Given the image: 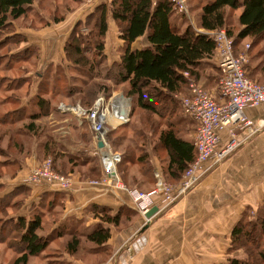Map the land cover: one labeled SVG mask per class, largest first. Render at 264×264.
<instances>
[{"label":"rangeland","instance_id":"374dc122","mask_svg":"<svg viewBox=\"0 0 264 264\" xmlns=\"http://www.w3.org/2000/svg\"><path fill=\"white\" fill-rule=\"evenodd\" d=\"M203 1L185 0V14L175 10V14L170 19L171 23L179 26L182 32L187 26H190L196 32L206 33L198 29L199 14L201 8L204 6ZM110 2L111 0H34L32 8L27 11L26 15L20 20L12 22L5 29L6 31L0 34V120L2 121V124H0V136L5 132L1 137L4 141L3 143L0 142V149H3V152H0L2 156L0 157V161L8 162L12 159L16 161L13 164L0 165V199L6 201L8 199L6 197L7 194L10 195L17 191V185L13 182L18 180V184H20L18 186L25 187L26 185L23 183V180L30 172L43 168L44 164L50 161L49 168L51 171L64 181H71L70 188L74 187L75 182L81 183L87 181L88 185L91 182H97L98 185L93 186L119 189L131 200L129 191L148 193L155 187V178H153L154 170H158L162 176L161 170H164L163 161H165L166 155L157 143L158 131L167 128L169 124L179 137L183 138L184 132H189L190 137L194 136L197 124L188 116L184 115L180 101L186 93L187 80L186 85L180 92L173 94L171 98H167L169 101L165 100L160 106H155V113L151 114L134 106L133 98L126 95L128 92L127 83H120L116 72L108 69L114 62L118 61V58L112 59L113 51L107 52L111 58L106 57L104 66L103 64H97V69H94L93 72L91 70L89 71L90 66L83 67V65H76L73 67L64 61H60L62 53L65 57V46H67L68 41L69 43L71 42L72 37L81 35L80 37H88L87 39H99L97 36L99 13L96 10L100 6H106V22H109L112 18L109 9ZM95 12L97 14L93 15ZM238 13V11L228 13L227 29H221L222 31L226 33L228 28H232L233 35H236L238 31L236 22ZM113 23L115 25L114 19H112L111 24ZM68 30L69 35L63 45L61 42V34L68 32ZM114 34L115 32L113 34L109 32L108 36ZM81 43L84 44L82 41ZM70 46L68 45L67 49ZM246 46H249L247 50H245L247 48ZM243 51H246L248 57L247 64L244 68L246 76L253 82L264 84V39L254 44H252L251 39L243 41L235 40L233 53L238 55ZM84 55L89 57L90 62L95 63L96 59L93 55H86V53ZM257 61H262V63L257 65ZM52 68H58V70L53 72L51 70ZM106 72H108L107 75ZM104 75H106L105 77L107 79L102 77ZM220 77L215 55L213 59L209 61L205 60L201 63L200 72L197 77L192 78L189 76V78L194 79L199 86L208 92L209 89L218 90ZM81 82H83V86ZM84 83L88 85L91 83L98 85L99 83L100 86L104 84L110 88V91L106 93L107 95L98 93L92 99L91 106L87 108L83 106V103H86L83 101L85 100L86 90ZM98 88L100 87L98 86ZM119 93H123L125 97L130 98V112L124 123L116 124L114 120H108V123L104 126L107 131L104 139L114 152L130 158H133L134 155L136 157L137 153H139V156L141 152H138V149L143 147L144 151L147 152V159L143 163L138 162L137 164H127L124 161H120L116 166L118 181L105 184V179L104 183L102 182L104 173L100 152L96 151L97 156L92 157L89 166H83L79 163V157L81 156L74 158V163L70 165L66 164L65 161L69 157V153L76 154L78 153L77 150L85 146L86 149L89 148L92 150L95 147V139L90 131L89 123L82 120L81 124H79L77 116L73 113L60 114L55 109H58L61 105H66L73 107L79 106L84 110H89L99 102L103 109L107 108L106 110L110 112L109 105L111 97ZM39 100L49 101V106H45L47 107V111L44 115L41 110H38L37 102ZM171 100L174 108H169L165 112ZM20 109L25 110L23 118L16 121V123H12V128L5 127L8 123L5 122L4 115H12L14 111ZM28 113H38L40 115L39 120L33 124L34 128H37V135L35 133L28 134L25 132L27 125L30 124V119L27 118ZM164 113H166V116ZM57 115L66 117L67 122H63V120L59 122ZM21 128L22 134L16 136L17 138L14 137L15 133H13V136L10 134V131L15 132L14 129L20 130ZM110 132L113 134L111 135ZM134 134H139L140 138L134 137ZM79 136L82 143L75 144V137L78 139ZM88 136H90L89 140ZM40 142L43 145L44 143H54L55 148L53 153H48L45 149L42 152L39 148ZM69 144L72 146L75 145V148L69 146ZM82 144L87 145L82 146ZM155 164L160 169H155ZM99 168L101 169V175L98 174ZM164 177L162 176L163 180H169L165 175ZM202 179L203 177L198 183ZM179 181L175 183L168 181L166 183L176 189ZM198 183L196 185L194 184L193 189L187 191L185 195L174 199L171 204L175 203L178 198L191 193ZM38 186H32L33 190H37L39 188ZM54 186H59V183L55 182ZM33 190H28V193L25 191L24 193L15 194L12 201L16 207H19L14 209L9 207L8 204L5 206V210L2 211L3 213H7V215L4 216V214L0 213V264H7L10 261L12 263V260L14 261V258L20 255L18 251L22 250L21 247L18 248V235L11 231L10 226H6L2 222L7 221L13 214H20L19 211L23 209L26 200L28 201ZM53 192L55 191L52 190L45 194L49 195ZM170 205L163 207V209ZM63 206V204L57 203L53 211H47L45 209L42 215L43 222L46 223L44 221L46 216V218L54 220V217L60 214L64 208ZM137 210L142 215L141 209L139 210L137 208ZM249 210L244 213L239 223H242L241 225L246 231L249 230L251 232V237L250 239L242 238L238 244L230 243L225 252V257H228L225 263L230 259L243 261L249 257V254H252L254 259L250 261V264H264V262H260L261 259L258 256L259 253H264V227L262 226L264 223V208H261V205L258 204L256 210L252 207ZM19 218L16 220L12 218L13 223ZM25 219L27 218L25 217ZM46 221L49 222L48 219ZM68 237L65 236L64 238L67 239ZM257 238L260 239L257 248H252L253 242L258 240ZM46 241L48 245L49 240ZM61 241L59 240L57 243H61ZM252 249H254V252ZM78 252H81L79 246L77 247ZM78 257L90 261L85 255L80 254Z\"/></svg>","mask_w":264,"mask_h":264},{"label":"crops","instance_id":"0c3cea01","mask_svg":"<svg viewBox=\"0 0 264 264\" xmlns=\"http://www.w3.org/2000/svg\"><path fill=\"white\" fill-rule=\"evenodd\" d=\"M174 14L173 12L171 16ZM107 23L109 30L105 37L104 53L108 56L107 52L113 51L112 59H119L123 42L118 37L114 23L111 24L112 18ZM173 26L182 32L179 26ZM109 32L115 34L108 36ZM68 33L69 30L61 34L63 45ZM146 46V37H140L132 43L131 49L139 50ZM61 56L60 61L63 62V53ZM259 64L260 61H257V65ZM209 92L219 99L217 89H209ZM56 111L58 112L57 108ZM244 113L255 122L257 128L261 126L258 132L251 136L246 132L239 133L241 144L227 160L212 167L187 196L178 198L167 208L159 207L161 209L158 208L149 221L139 214L129 197L116 188L93 186L90 183L88 185L87 181L75 182L74 187L66 192L50 185L38 186L37 190H33L31 185H26L25 187L33 190L31 196L19 211L20 214H13L9 218L16 220L18 217H26L31 220L38 215L42 217L45 209L53 211L57 203L64 205L54 220L46 216L44 223L42 219L43 230L39 233L49 240V243L43 252L30 256L27 264L225 263L228 258L225 257V252L229 247L234 226L243 218L245 212L250 211V207L256 210L259 204L264 208V105L247 108ZM57 116L59 122H67L63 115ZM221 136L222 141L227 139L224 132ZM191 138L193 136L190 137L189 132H184V140L191 143ZM74 143H82L80 136L78 139L75 137ZM72 147L75 148V145ZM39 148L42 152L45 149L49 153L54 150L55 144L51 142V145L47 143L45 146V143L43 145L40 142ZM87 149L85 146L77 150L76 154L69 153L66 164L68 158L74 161V158L81 156L79 163L89 166L90 160L97 156V152L95 147L92 150ZM155 166L157 169L158 166ZM98 174L101 175L100 168ZM13 183L20 187L18 180ZM52 190L55 191L53 194H44ZM8 196L9 194L6 197ZM8 200L5 206L9 204ZM102 211L117 219V223L107 227L100 220ZM102 226L109 230L108 240L99 246L88 242L87 236ZM73 234L80 238L81 252H67V242ZM65 236L69 237L66 239ZM59 240L63 243H57ZM80 254L90 261L80 259ZM10 262L7 264H12L13 260Z\"/></svg>","mask_w":264,"mask_h":264},{"label":"trees","instance_id":"16d2710c","mask_svg":"<svg viewBox=\"0 0 264 264\" xmlns=\"http://www.w3.org/2000/svg\"><path fill=\"white\" fill-rule=\"evenodd\" d=\"M203 2L204 6L201 8L198 20V29L200 31L208 33L221 29L226 30L228 13L238 11L239 13L236 17L238 31L236 35H233L232 28H228L226 31L228 38L233 39L235 37L233 39V48L235 40L251 39L252 44H254L264 39V0H204ZM33 3L34 0H0V34L6 31L5 29L12 22L23 18L27 11L32 8ZM109 9L111 17L115 21L118 37L123 42V48L118 61L112 65L110 64L111 66L108 69L116 72L120 83H127L128 92L126 95L133 98L134 106L146 112L154 114L155 106H160L165 100H168L167 98H171L173 94L180 92L186 85L184 73H187L192 78L197 77L201 63L205 60L213 59L215 55V43L206 36V33L196 32L190 26H187L182 33L177 28H174L170 21V16L175 11L172 0H111ZM96 11L99 13V29L97 32L99 39H87L88 37H80L81 35L72 37L71 42H67V46L71 45L70 48L68 47L67 49V46H65L64 57V62L73 67L76 65L90 66L89 71L91 70V72L97 69V64H103L104 66L107 57L104 53L105 37L108 32L105 16L106 6H100ZM97 12L93 15H96ZM140 37H146L148 46L139 50H132V43ZM84 53L93 55L96 59L95 63L90 62L89 57L85 56ZM51 70L56 72L58 68H52ZM107 74L108 72H106ZM106 75L102 77L107 79ZM82 84L83 82H81ZM84 85L86 90L85 100L83 101L86 103H83V106L87 108L91 106L92 99L98 93L107 95L106 93L110 91V88L104 84L100 86L99 83L98 85L95 83L90 85L84 83ZM37 106L38 110H41L44 115L47 111L45 106H49V101L39 100ZM169 108H174L172 100L169 102V107H167L165 112ZM24 112V109H20L14 111L12 115H4L5 122L8 123L5 127H11L12 123L21 120ZM38 113H28L27 118L30 119V124L26 127V133L38 134L37 128L33 126L39 120L40 115ZM164 114L166 116V113ZM161 115L164 116L163 114ZM0 124H2L1 120ZM14 131H10V134L13 136V133H15V138L22 134V128L20 130L14 129ZM4 134L5 132L2 133V136ZM134 135V137L140 138L139 134ZM2 136H0V142L3 143L4 139L1 138ZM157 143L166 155V159L163 161L164 170H161L162 176L168 177L170 182L179 181L188 164L195 158L193 145L182 137L177 136L169 124L167 128L158 131ZM49 144L51 145V143ZM46 145L47 143H45ZM0 152L2 153L3 149H0ZM138 152H141V154L138 156L139 153H137V156L135 157L134 155L133 158L121 155L123 156L121 161L127 164L143 163L147 159V152L144 151L143 147L138 149ZM0 157L2 156L0 155ZM72 162L68 158V164H72ZM13 163H16L14 159L8 162L0 161V165ZM164 180L166 181L167 179ZM28 190H30L28 187H17V191L8 196L10 200L9 206L14 209L18 208L12 201L13 196L25 191L28 193ZM5 204L6 201L0 199V213L4 214V216L7 215V213L2 212L5 210ZM102 213L100 220L107 227L117 223V219L110 217L104 211ZM239 222L231 232V244H238L242 238L250 239L251 237V232L249 230L246 231L242 227V223ZM4 223L6 226H10L14 234L18 235V248L21 247L22 249L18 251L20 255L14 259L12 264H27L30 256L40 254L47 247L46 239L39 233L43 230L42 217L40 215L27 221L25 218H19L14 223L9 218L7 221L2 222V224ZM262 226L264 227V223ZM107 227H97L87 236V241L97 246L104 244L109 238ZM257 239L253 242L252 248H257L260 241L259 238ZM79 244L78 235L73 234L71 240L67 242V252H77ZM252 251L254 252V249ZM258 256L261 259L260 262H264V253L261 252ZM252 259L254 257L249 254L246 260L230 259L227 263L220 264H250Z\"/></svg>","mask_w":264,"mask_h":264},{"label":"built area","instance_id":"2783aa9c","mask_svg":"<svg viewBox=\"0 0 264 264\" xmlns=\"http://www.w3.org/2000/svg\"><path fill=\"white\" fill-rule=\"evenodd\" d=\"M173 4L177 12L185 14V0H176ZM206 35L216 45L215 56L221 76L218 85L219 99L205 91L194 79L189 78L187 73L183 74L188 83L186 93L180 101L184 115L197 124L192 139L195 158L188 164L176 189L167 184L161 173L155 170L153 173L155 187L150 192L129 191L134 207L141 209L143 216L150 208H163L170 205L174 199L193 189L212 167L227 160L237 150L241 144L239 133L246 132L251 136L261 127L257 128L255 122L244 113L247 108L264 105V84L251 81L244 71L248 61L246 51L235 55L232 39L228 38L222 30L208 32ZM248 48L249 46L245 50ZM109 106L110 112L106 110L107 108L103 109L99 102L89 110H84L79 106L61 105L58 107L60 114L73 113L76 115L79 124L82 120L89 123L90 131L95 139V149L100 152L102 159L104 173L102 182L104 183L105 179V184L118 181L116 166L121 161V155L114 152L104 139L107 132L104 126L108 120L115 118L120 119V122L114 121L116 124L124 123L129 114L121 113L119 107L111 102ZM223 132L227 136L225 141H222ZM98 143H102L101 148L98 147ZM49 164L50 161L46 162L43 168L32 170L23 183L31 186L42 184L54 186L57 182L59 183L58 188L54 187L58 190L69 191L71 181L58 178V175L49 168ZM90 184L98 185L97 182ZM146 221L149 220L146 219Z\"/></svg>","mask_w":264,"mask_h":264},{"label":"water","instance_id":"95a60500","mask_svg":"<svg viewBox=\"0 0 264 264\" xmlns=\"http://www.w3.org/2000/svg\"><path fill=\"white\" fill-rule=\"evenodd\" d=\"M111 103L117 107H119L121 113L123 114H128L129 113V108L131 105L130 102V98H127L123 95V93H119L117 95H113V97H111ZM98 147L101 148L102 147V143H98ZM158 211L157 207H152L150 208L146 214H145V218L146 219H150L154 216V214Z\"/></svg>","mask_w":264,"mask_h":264},{"label":"bare ground","instance_id":"6f19581e","mask_svg":"<svg viewBox=\"0 0 264 264\" xmlns=\"http://www.w3.org/2000/svg\"><path fill=\"white\" fill-rule=\"evenodd\" d=\"M101 118H102V117H101ZM108 119H109V118H108ZM112 119H114V117H113ZM114 121H115V122H120V119L115 118Z\"/></svg>","mask_w":264,"mask_h":264}]
</instances>
